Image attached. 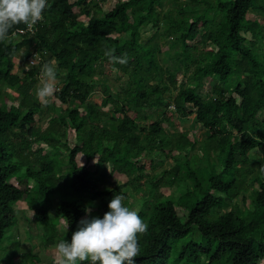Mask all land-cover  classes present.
I'll use <instances>...</instances> for the list:
<instances>
[{
	"label": "trees",
	"instance_id": "obj_1",
	"mask_svg": "<svg viewBox=\"0 0 264 264\" xmlns=\"http://www.w3.org/2000/svg\"><path fill=\"white\" fill-rule=\"evenodd\" d=\"M85 1L48 0L43 18L31 30L24 22L14 24L8 38L0 41V253L18 223L19 202L34 210L48 248L58 242L62 218L69 222L71 237L89 214L86 206L91 207L90 216H103L115 194L128 198L124 186L101 189L90 168L78 163L82 154L86 162L97 158L99 169L112 165L127 175V186L149 187V209L139 213L148 228L138 233L137 264H260L264 242L255 244L250 234L257 225L248 221L255 211L218 213L239 195L242 170L254 150L262 155L261 178L255 179L261 189L254 203L264 210V119L258 118L264 109V22L248 17L249 11L264 16V0H173L164 12L156 10L165 8L161 0H120L107 13L101 6L107 0ZM77 5H85L84 14L74 11ZM82 15L88 22L80 20ZM149 26L154 33L143 42L141 28ZM108 49L114 55L126 53L128 62L111 60ZM166 49L169 62L164 61ZM20 52L24 60L38 54L48 56L43 63L54 59L61 78L55 96L74 106L52 116L45 130L36 119L45 104L33 96L42 67L33 66L24 77L14 74ZM114 72L125 77L117 90L106 78ZM179 73L185 78L181 84ZM205 79L222 84H212L210 98L198 93ZM7 89L21 98L19 106H7ZM97 90L103 95L101 104L91 100ZM168 91L178 94L166 103ZM109 107L115 116L106 112ZM152 108L161 117L149 123L144 110ZM190 117L210 133L207 147L201 146L202 159L174 156L175 151H195L197 141L185 132L168 136L165 129L174 128L175 119ZM105 118L109 126L99 125ZM69 130L75 132L74 145L66 140ZM62 145L69 149L67 162ZM156 152L176 158L175 166L143 176L140 158ZM212 153L218 154L215 159ZM222 164L220 172L217 166ZM179 181L192 185L179 198L156 196ZM51 196L59 200L54 219Z\"/></svg>",
	"mask_w": 264,
	"mask_h": 264
},
{
	"label": "rangeland",
	"instance_id": "obj_2",
	"mask_svg": "<svg viewBox=\"0 0 264 264\" xmlns=\"http://www.w3.org/2000/svg\"><path fill=\"white\" fill-rule=\"evenodd\" d=\"M79 0H70L71 3H77ZM89 0H86L87 2ZM120 0H107L104 2L101 6L103 7L104 13H107L111 11L116 4ZM121 1H127V0H121ZM164 4L165 8L156 6L157 12H163L165 10H168L170 7L173 6L172 2L173 0H161ZM185 1V0H180ZM85 5H77L74 8V11L78 14H81L83 11H85L84 8ZM84 14V13H82ZM261 12H255V11H249L248 17L250 19H256L261 22H264V16L261 15ZM80 20L83 22H88L89 17L87 15H82L80 17ZM154 28L152 26L141 28V36L142 41L147 42L153 35ZM201 33H204V30L201 31ZM118 38H120L122 41L126 38L125 35H118ZM249 38V36H248ZM251 38V37H250ZM16 39V41H18ZM249 43V41H248ZM32 47V45L30 46ZM216 49V47L214 48ZM262 52H264V45H262ZM169 50L166 49L164 51V61L169 62V56L167 53ZM21 52H24V50H21ZM18 53L15 61V66L13 69L14 74H18L21 77H24L28 71H30L33 66L37 65L39 67H42L43 60L46 59L48 56L42 57L40 54L34 55L30 57L27 60H24L22 53ZM107 71V69L105 70ZM110 74V73H109ZM41 74L39 76L40 81ZM109 82H111L114 90H117L120 88V85L124 82L125 77L121 73L114 72L111 75H108L106 77ZM178 83L181 84L182 81L185 79L183 73L178 74ZM61 78L57 79L58 87H60ZM39 81L37 84V87L39 85ZM212 84H221L218 81L210 82V80L205 79L203 81V85L201 88H199L198 93L204 97V98H210L213 96V85ZM34 90V97L35 99L39 100V102L45 104L44 107L45 112L44 113H37L36 119L39 127L42 130H45L48 128L50 120L52 116L66 113L68 110H71L74 106L73 103L70 102L69 104H63L61 103L55 96H51L48 98L47 102H42L40 98L36 95V89ZM193 87V86H191ZM169 89V87H168ZM167 89V90H168ZM8 97H4L3 99L8 107H11L13 105L19 106L21 103V98L14 92L13 89H7ZM177 92H166L164 96V102L169 103L170 100H173L177 97ZM234 96L237 98V101L240 102L241 99L234 94ZM103 95L100 90H97L91 97V100L93 102H97L99 104L102 103ZM52 107V108H51ZM174 107H172L170 110H173ZM106 112L110 113V115L115 116V113H111L112 107H109L105 109ZM144 114L148 115L150 120L149 123L154 122L156 119H159L161 117V112L158 109H146L144 110ZM258 118L260 120L264 119V109L259 113ZM177 125L172 128L168 125H165L166 132L168 136L171 137H177L179 134L185 132L188 133L189 136L197 141V149L195 151H191L190 148L178 152L175 151L173 153L174 156L181 159H191L194 160L195 157H198L200 159L204 158V151L201 149V146L203 145L204 148L207 147L208 142L207 138L209 137L210 133L200 124H198L193 117L190 118H182V119H175ZM109 120L108 118H105L104 121L99 122V125L101 126H109ZM67 142L71 145H74L76 143V136L75 132L73 130H69V134L67 137ZM63 142H66L63 140ZM206 143V144H205ZM35 148H38V146H42L46 151L54 152V150L48 148L45 144H35ZM62 156L66 158V162L68 160L67 155L69 154V149L66 145H62L60 149ZM172 155V156H173ZM187 155V157H184ZM218 154L212 153L213 159ZM261 153L257 150H254L250 153L249 159L250 163L246 165L242 172V187L240 189L239 195L234 198L232 201L228 202V206L222 210L218 214H224L230 210H241L242 213L244 212H254L250 214L249 216V222H253L257 225V228L255 232H251L250 237L254 239L255 244H259L261 242H264V210L261 208H258L254 200L256 198V193L260 191V183L255 181V179L259 176V160L261 159ZM77 161L80 165H87L90 168V175L97 181L101 189L109 188V189H115L119 186H124L122 191L125 192L128 196L127 199H125L123 202L128 205L131 208H135L138 213H140L141 209H149V205H146V201L148 200L150 194V189L146 185H142L139 189L133 185H126L128 183V176L125 174H120L116 170H114L112 165H107L104 168L99 169L96 165L97 158L86 162V159L84 155L80 154L77 157ZM176 158H170L167 159L165 157L160 156L157 152L154 154L149 155L146 153L142 158H140V163L142 166L145 167V172L143 176L146 174L149 175H158L161 174L164 170H170L175 166ZM162 164V165H161ZM203 164H201L202 166ZM156 167V168H154ZM224 169L223 164L217 166L218 171H222ZM63 172H66V167H64ZM16 184L17 182L13 180ZM145 181L143 179L142 184H145ZM179 186H172V187H163L160 192L156 194L157 197H163V198H179L183 192H185L189 187L192 185L190 184H184L182 181H179ZM33 184V183H32ZM31 184V185H32ZM51 201L53 202V209L50 212V216L54 219L56 218V212L55 207L59 203V200L57 197H50ZM99 201L96 203V205H93V208L98 207ZM15 210L18 217V223L17 225L12 228L9 232L8 239L4 242L2 247V252L0 253V264H10V262L15 264H53V261L56 259L57 253L55 249V245L52 247H46L43 243V238L46 235V232L44 230V227L41 226L35 219V213L33 214V211L29 208L26 202L22 201L15 205ZM90 216V213L87 215ZM66 220L61 219L59 221V237L56 241L63 238L65 235V238L71 239V237L68 236L67 232V226H66ZM260 264H264V261H261Z\"/></svg>",
	"mask_w": 264,
	"mask_h": 264
},
{
	"label": "clouds",
	"instance_id": "obj_3",
	"mask_svg": "<svg viewBox=\"0 0 264 264\" xmlns=\"http://www.w3.org/2000/svg\"><path fill=\"white\" fill-rule=\"evenodd\" d=\"M48 0H0V41L8 38L14 24L24 22L30 27L43 18ZM114 49L105 53L113 61L128 62V55H114ZM56 61L45 62L36 95L47 102L58 91ZM124 193L115 194L103 216L83 217L71 239H59L55 244L56 259L53 264H137L140 252L138 233L147 230L148 224L135 208L123 201ZM85 211L90 213L91 207ZM34 214V210H33ZM67 231L69 222L66 223Z\"/></svg>",
	"mask_w": 264,
	"mask_h": 264
},
{
	"label": "built area",
	"instance_id": "obj_4",
	"mask_svg": "<svg viewBox=\"0 0 264 264\" xmlns=\"http://www.w3.org/2000/svg\"><path fill=\"white\" fill-rule=\"evenodd\" d=\"M32 26L30 27V30H31Z\"/></svg>",
	"mask_w": 264,
	"mask_h": 264
}]
</instances>
